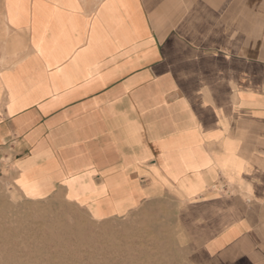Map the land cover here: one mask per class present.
Listing matches in <instances>:
<instances>
[{"label": "crops", "instance_id": "1", "mask_svg": "<svg viewBox=\"0 0 264 264\" xmlns=\"http://www.w3.org/2000/svg\"><path fill=\"white\" fill-rule=\"evenodd\" d=\"M0 172L264 264V0H0Z\"/></svg>", "mask_w": 264, "mask_h": 264}, {"label": "rangeland", "instance_id": "2", "mask_svg": "<svg viewBox=\"0 0 264 264\" xmlns=\"http://www.w3.org/2000/svg\"><path fill=\"white\" fill-rule=\"evenodd\" d=\"M11 184L0 172V264H217L148 215L94 222L61 195L27 198Z\"/></svg>", "mask_w": 264, "mask_h": 264}]
</instances>
